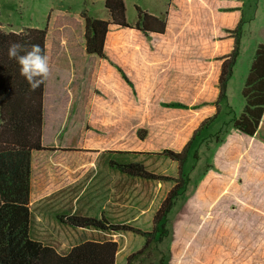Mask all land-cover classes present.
Wrapping results in <instances>:
<instances>
[{
    "label": "rangeland",
    "instance_id": "1",
    "mask_svg": "<svg viewBox=\"0 0 264 264\" xmlns=\"http://www.w3.org/2000/svg\"><path fill=\"white\" fill-rule=\"evenodd\" d=\"M168 1L124 3L127 15L134 17V6L156 11ZM236 1L243 3L245 21L228 30V35L233 38L232 48L239 36L238 56L226 96L213 115L196 121L188 110L194 105H146L139 98L135 102L137 91L123 78L124 87H117L115 97L104 89L84 91L99 103L89 100L86 106H69L63 119L46 121L52 109L46 104L42 142L50 150L34 152L30 169L28 205L34 237L61 253L81 240L111 239L117 243L115 264H264V193L252 196L256 191L240 185L241 177L235 174L240 173V165L229 163L228 149H214L231 129L230 120L242 111L241 89L248 64L264 34L258 16L246 19L248 13L262 12L264 0ZM15 2L23 5V20L30 18L34 25L45 22L39 15L52 5L82 6L91 15L105 16L102 0ZM103 59L120 73L121 68L106 54ZM204 104L208 103L198 106ZM191 137L186 159L179 166L165 151L180 152ZM109 161L139 162L156 178L130 176ZM176 182L184 187L165 218V235L143 248L154 214ZM65 214L103 216L108 223L132 230L109 233L72 227L57 219Z\"/></svg>",
    "mask_w": 264,
    "mask_h": 264
},
{
    "label": "crops",
    "instance_id": "2",
    "mask_svg": "<svg viewBox=\"0 0 264 264\" xmlns=\"http://www.w3.org/2000/svg\"><path fill=\"white\" fill-rule=\"evenodd\" d=\"M240 2L169 0L162 10L144 9L148 14L164 18V31L144 35L132 27L110 24L104 53L127 73L137 91L135 102L139 98L146 105L163 106L172 102L197 107L205 101L208 104L188 109L195 120L200 121L216 112L213 104L218 96L221 62L233 45L228 30L245 21L243 3ZM83 9L89 14L82 6L52 5L36 18L46 19L45 22L34 25L30 18L23 20L24 8L20 2L0 0V29L17 32L26 27L45 26L44 54L48 57L49 75L44 81V121L46 104L52 106L46 121H54L63 119L69 106H86L90 104L89 100L94 105L99 103L96 96L87 97L84 91L104 89L115 97L117 87H124L121 73L114 66L85 52ZM89 15L109 19L106 10L105 16ZM255 15L264 33V2L261 13H248L246 19ZM125 17L129 24L136 21V16L127 15L126 4ZM260 43L264 44V34ZM45 127L43 124L41 144L47 147L42 142ZM214 149H228L229 163L240 165V173H235L241 177L240 185L246 189L252 187L256 191L252 196L263 195L264 142L231 127ZM238 154L242 156L236 159ZM235 184L238 182L234 181Z\"/></svg>",
    "mask_w": 264,
    "mask_h": 264
},
{
    "label": "trees",
    "instance_id": "3",
    "mask_svg": "<svg viewBox=\"0 0 264 264\" xmlns=\"http://www.w3.org/2000/svg\"><path fill=\"white\" fill-rule=\"evenodd\" d=\"M103 7L109 19L90 16L85 9L81 12L84 21V48L88 54L104 58V40L108 26L132 27L143 34L162 33L163 17H156L134 6L136 21L129 24L125 17L124 0H104ZM46 29L26 27L20 31L0 30V264H115L117 243L111 239H85L61 253L52 245L34 237L31 233L32 214L30 201V169L34 152L50 150L41 144L43 122L44 83L30 90L28 83L19 73L15 60L8 59L7 47L12 42L26 45L38 44L44 53ZM239 50V36L234 40L230 53L223 57L218 77V103L226 96V85L232 75ZM122 78L132 86L126 75L118 69ZM243 108L230 120V126L246 135L264 142V44H257L241 89ZM167 107H186L180 103H164ZM201 125L193 133L201 129ZM191 139L180 152L165 151L166 155L181 166L187 156ZM122 173L140 178H156L139 162L109 161ZM176 182L164 197L153 217V228L146 248L151 240H162L165 235L164 221L172 209L175 199L183 189ZM60 222L72 227L93 228L114 233L132 230L108 223L105 217L81 215H58Z\"/></svg>",
    "mask_w": 264,
    "mask_h": 264
},
{
    "label": "clouds",
    "instance_id": "4",
    "mask_svg": "<svg viewBox=\"0 0 264 264\" xmlns=\"http://www.w3.org/2000/svg\"><path fill=\"white\" fill-rule=\"evenodd\" d=\"M6 55L8 59L17 62L19 73L28 83L30 90L39 88L49 75L48 57L38 44L12 42L7 47Z\"/></svg>",
    "mask_w": 264,
    "mask_h": 264
}]
</instances>
